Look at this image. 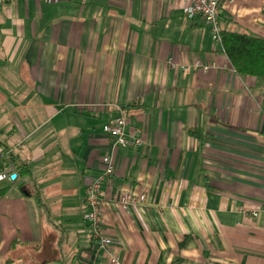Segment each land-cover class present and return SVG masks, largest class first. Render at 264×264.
Instances as JSON below:
<instances>
[{
  "label": "crops",
  "instance_id": "0c3cea01",
  "mask_svg": "<svg viewBox=\"0 0 264 264\" xmlns=\"http://www.w3.org/2000/svg\"><path fill=\"white\" fill-rule=\"evenodd\" d=\"M186 4H0V147L18 169L0 183V264H112L83 216L106 154L121 264H264V80ZM220 19L264 38V0H223ZM120 116L142 145L113 149ZM123 190L147 199L125 210Z\"/></svg>",
  "mask_w": 264,
  "mask_h": 264
},
{
  "label": "built area",
  "instance_id": "2783aa9c",
  "mask_svg": "<svg viewBox=\"0 0 264 264\" xmlns=\"http://www.w3.org/2000/svg\"><path fill=\"white\" fill-rule=\"evenodd\" d=\"M6 0H0V4ZM223 0H186V14L190 19L201 17L208 24L213 33V39L216 43L222 44V28H221V5ZM233 1V0H231ZM208 69L210 65H201ZM187 69L188 66L182 65ZM127 119L124 116L118 117L114 122L105 124L104 131L110 136L113 149L117 147H137L144 143L142 129L131 137L127 135L126 126ZM15 154V146L0 147V183L14 179L17 174V164L13 160ZM103 169L101 173L92 179L86 185L84 219L92 227L94 238H96L101 247L109 255L112 264H121L120 256L115 252L116 241L108 234L106 228V219L104 211L105 186L113 181L116 173V163L113 156L106 154L103 156ZM147 199L145 191L140 193L134 191H120L114 197V201L118 202L123 209L128 210L132 206L144 204ZM254 215H257L254 212Z\"/></svg>",
  "mask_w": 264,
  "mask_h": 264
},
{
  "label": "trees",
  "instance_id": "16d2710c",
  "mask_svg": "<svg viewBox=\"0 0 264 264\" xmlns=\"http://www.w3.org/2000/svg\"><path fill=\"white\" fill-rule=\"evenodd\" d=\"M222 43L238 73L264 80V38L248 32L222 30Z\"/></svg>",
  "mask_w": 264,
  "mask_h": 264
},
{
  "label": "water",
  "instance_id": "95a60500",
  "mask_svg": "<svg viewBox=\"0 0 264 264\" xmlns=\"http://www.w3.org/2000/svg\"><path fill=\"white\" fill-rule=\"evenodd\" d=\"M16 175H14V177H15Z\"/></svg>",
  "mask_w": 264,
  "mask_h": 264
}]
</instances>
